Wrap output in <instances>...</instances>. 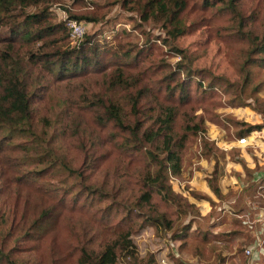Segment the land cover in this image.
I'll list each match as a JSON object with an SVG mask.
<instances>
[{"label": "trees", "instance_id": "trees-1", "mask_svg": "<svg viewBox=\"0 0 264 264\" xmlns=\"http://www.w3.org/2000/svg\"><path fill=\"white\" fill-rule=\"evenodd\" d=\"M49 1L0 0V29L7 31L6 35H0V43H4L0 50V167L5 177L0 193L5 195L3 202L9 222L6 230L0 232V264L8 262V253L15 249L12 247L5 252L6 243L14 241L19 234L24 241H41L62 217V210L72 207H64L67 196L72 193L77 197L72 188L58 186L50 188L59 190L58 201L45 204L47 194L42 188L45 185L36 184L37 192L36 189L33 192L29 188L34 184L33 179L22 170L30 160L37 165L45 164L34 171L38 175L51 169L62 176L66 174L65 180L77 179L83 188L90 187L87 183L92 178L97 180L98 169L105 171L102 176H114L111 181L105 177L102 187L93 188L97 189L99 201L111 199V203L102 204L99 209L100 228L90 226L83 231V239L75 243H71L68 236L69 242L55 246L58 256L53 264H119V257L124 256L131 259L129 264H155L152 255L147 259L138 256L131 234L148 225L173 230V217L187 220L173 231V239L184 240L188 233L194 234L190 230L191 212L198 208L173 190L169 180L181 174V152L186 141L205 132L204 120L194 113L195 104L199 102L201 107L203 101L206 102L203 109L210 114V108L248 103L243 94L246 84L252 80L251 67L264 68V0H116L123 9L136 11L142 21L160 22L166 35L163 41L168 43L171 38L191 32L195 25L202 23L201 19H205L208 38H215L227 47L225 55L238 74L235 80L209 71L203 76V70L192 69L193 57L187 54H184L186 60L177 63V70L172 71L165 63H146L141 52L135 49L111 46L107 42L101 45L89 37L70 47L64 22H52L47 5L34 12L28 11L31 6ZM195 2H199L198 9L209 11L206 18H200ZM60 41L65 43V48ZM22 49L33 54L26 59ZM132 53H135L133 57ZM109 57L120 62L112 67L107 61ZM132 59L134 62H130ZM38 63L42 64L44 73L34 76L33 68ZM199 74L202 77L195 78ZM47 76L61 81L92 80L99 86L97 92L91 88L81 89L78 99L64 109L68 137L77 140L78 150L83 155V159L76 162L59 153L51 138H40L47 135L45 129L41 130V135L34 129L32 99L36 94L30 88L36 83V89L44 87ZM263 84L261 80L250 89L252 97ZM219 94L227 96L225 104ZM259 112L264 117V106ZM208 118L219 122L215 114L211 113ZM42 121L44 125L50 123L45 116ZM262 127L263 124L249 125L238 135ZM15 138L24 142L13 143ZM204 139L205 148H214L213 143ZM43 145L51 148L42 155L29 154ZM5 148L11 151L6 152ZM18 149L26 151V156H9ZM101 150L102 158L97 156ZM112 155L119 162H112L111 158L116 160ZM211 158L214 164L207 183L221 199L217 184L219 157L212 155ZM74 162L79 167H73ZM238 162L243 163L242 159ZM87 169L91 170L87 172ZM262 169L264 167L259 164L252 170L244 166L249 176ZM118 177H122L119 184L116 183ZM129 177L136 180L131 189ZM263 181L264 178L259 179ZM110 187L116 189L112 195L107 190ZM127 192L133 195H123ZM190 194L212 203L206 194L195 190H190ZM156 196L165 204L163 209L155 202ZM133 226H137V230ZM202 234L205 241L224 236L209 231ZM174 262L186 264L180 258H174Z\"/></svg>", "mask_w": 264, "mask_h": 264}, {"label": "rangeland", "instance_id": "rangeland-1", "mask_svg": "<svg viewBox=\"0 0 264 264\" xmlns=\"http://www.w3.org/2000/svg\"><path fill=\"white\" fill-rule=\"evenodd\" d=\"M45 5L48 6L47 8L53 19L52 22H64L68 35L69 28L66 25L68 20H76L85 26L84 34L80 38L73 39L70 36L68 37L67 40L70 47L79 45L86 39V37H89L91 40H94L101 45L104 42H107V44L111 46L117 45V47L120 46L123 49H135L136 52H141L142 59L146 63L151 65L165 63L172 71L177 70V63L186 60L184 54H187L188 56L193 57L191 63L192 69L203 70V76L207 75V71H209L212 74L230 78L231 80L238 78L234 65L230 64L225 55L227 51L226 45L221 41H217L215 38H208L207 30L209 27L207 25L208 22L205 21V19H201L202 23L195 25L191 32L183 34L177 38H171V43H168L163 41L166 38V35L160 22H155L153 19L142 21L139 19L136 11L123 9L116 0H50L49 2H41L37 6H31L28 8V11L34 12L38 9L44 8ZM194 6L198 15H200V18L203 16L206 18L208 16L209 11L198 9L199 2H195ZM87 18L92 20L90 21V19ZM6 34L7 31H5V28L0 29V35L3 36ZM60 44L62 45V48H65V43L63 41H60ZM3 45L4 43H0V50L3 48ZM22 51L25 52V49H22ZM35 51L37 52L38 50L36 49L34 52ZM31 53L33 54V52ZM31 53L25 52L23 54L22 52L21 55L23 54L27 59ZM133 55H135V53H132V57ZM107 61L112 67L120 62L111 57H109ZM130 62H134V59L130 60ZM251 70L252 80L249 84H246L245 92L243 94L245 100L248 102L246 105L230 106L225 104L227 96L225 94H219L222 103L225 105L219 106L214 110L209 107L210 112L218 116V123L211 121L208 118L211 113L207 114L203 109L207 104L206 102L203 101L201 107L198 105L201 104L199 102L194 105V113L204 120L205 132L198 133L186 141L185 148L181 152L184 163L182 167L184 169L188 170L189 167H197L193 164L192 160L196 155L203 157L206 156L207 158L214 155V157H219V170L221 173L223 172V166L221 163L223 158L228 156L232 161H240V159H242L240 152L241 149L244 154L251 156L255 161L260 160V164H263L261 165V168L264 167V127L260 130H253L249 134L238 135L241 130H245L249 125H264V117H262L259 112V109L264 106V84L261 86L259 92L254 94V97L250 94V89L259 81L264 80V68L252 66ZM39 73H44V68L41 63H38V65L33 68L34 76ZM181 76H183V74H181ZM198 77H202V74L195 75V78ZM43 84L45 86L40 87L39 89H36L38 83L30 88L31 91L36 94L32 99L35 120L34 129L36 130V133L40 134L41 130L45 129L47 135L40 134L42 140L51 138L54 145L59 148V153L66 154L69 159L74 160L75 162L79 159H83L82 153L78 150L77 140L68 137L67 118L64 114V109L78 99L79 94H82L81 89L91 88L97 92L99 86L92 82V80L81 81L65 79L61 81L53 76H47ZM44 116L47 117V122H50L48 125H44L42 121V117ZM107 131L108 130H105V132ZM242 137L246 138V143L239 145L238 140ZM202 139L208 143H213V147L217 150H214V148H205ZM17 142L23 143L24 141L20 138H15L13 143ZM27 145L30 146V143H27ZM42 147L43 148H37L36 152L32 150L29 151V154L36 153L37 155H42L47 151V148H51V146L47 145H43ZM237 147L241 149H238ZM5 149L6 152L11 151L9 148ZM101 153L102 150L98 152L99 155L97 156L102 158L100 155ZM25 154L26 151L18 149L9 156H26ZM112 157L115 156L112 155ZM115 158L116 160L111 158L112 162H119L118 158ZM123 160L124 159L121 161ZM75 162L73 167H79ZM213 162H211V166ZM44 165L45 164L37 165L33 160H30L26 166L22 167V170L27 171L28 177L33 179L32 184H34L29 186L33 192H35V189L37 192L36 184L43 183L45 185V187H42L47 194L44 199L45 204L50 205L58 201L57 195L59 190L50 189L57 188L58 186L72 188L71 190L76 192L77 197L74 198L72 193L67 196L64 207H69L71 205L72 207L70 210L67 208L62 210L60 214L62 217L59 218L54 227L46 233L41 241H24L19 234L14 241L6 243V247L4 248L5 252L12 247L15 249L8 253L9 261L2 264H53L54 258L58 256L55 253V246H60L59 243L62 242H69V239L71 243L83 239V231L90 226L99 229L100 224L102 223L98 218L100 215L99 209L102 208V204L111 203V199L99 201L100 197L95 193L97 192V189L93 188L102 187V181L105 177H108V181H111L114 176H102V174H105V171L98 169L95 174L97 180L90 177L92 180L87 183L90 184V187L83 188L78 185L79 183L76 182L77 179L69 178V180H65L64 178L67 177L66 174H64L65 176H62L53 172L54 170L51 169H48V171L46 170L40 175L34 172ZM89 170L87 169V172ZM210 172L211 171L208 169L206 175L208 176ZM230 172L234 175L233 169ZM259 172H261V170H259L258 173ZM3 178L5 177L2 176L0 167V187L3 185ZM61 179H64L65 181L62 182L60 181ZM121 179L122 177H118L116 183L119 184ZM129 179L131 181L129 188L131 189L134 187V182L136 180L135 177H129ZM178 180V176L170 177L169 180L171 187L176 192H178ZM261 183L263 184L261 189H263L262 192L264 195V181ZM12 187H14V184H12ZM179 188L182 189L181 186ZM78 189L83 190L79 193L77 192ZM107 190L109 194L112 195L116 189L110 187L107 188ZM123 195L129 197V195L133 194L127 192ZM4 197L5 195L0 193V232H4L3 230H6L9 224L7 221V206H5L3 202ZM261 199L264 201V198ZM154 200L157 205L161 206L163 209L162 206H165V204L162 203L157 196ZM229 210L232 212L231 209ZM221 211L222 214L225 212L223 210L219 211L212 205L211 210L206 216H203L200 213L199 208L198 210L196 209V212L193 210V212H191L192 221L190 223V230L194 232V234L188 233L184 240L172 238L173 231L177 230L182 223H187V220L181 217H173V230L170 231H166L163 228L155 229L150 225L139 229L131 234V238L137 248L138 256L147 259L148 256L152 255L155 263L156 258L165 254L168 259L173 262L174 258H180V260L186 264H244V259L240 258L236 252L233 255H230L235 248L238 249V242L237 244L235 242L223 244L221 241H218L219 239L212 240L209 238V240L205 241L201 237L203 231L212 232L211 230L216 225H222L223 227V223L228 224L227 216L221 218L218 217L219 215H217V213H220ZM231 212L229 214L230 217H232ZM214 213H216L215 216ZM234 213L240 215L242 210H238L237 212L234 211ZM245 216L247 217L248 215ZM210 220H213L212 223ZM189 222L190 221H188V223ZM225 226L223 228H225ZM133 229L137 230V226H133ZM52 235L55 237V240ZM239 249H241V247H239ZM176 255L177 257H175ZM129 261H131L129 257H119V264H129Z\"/></svg>", "mask_w": 264, "mask_h": 264}, {"label": "crops", "instance_id": "crops-1", "mask_svg": "<svg viewBox=\"0 0 264 264\" xmlns=\"http://www.w3.org/2000/svg\"><path fill=\"white\" fill-rule=\"evenodd\" d=\"M240 152L243 163L236 160L232 161L228 156L224 157L221 161L223 172L220 173L217 180L222 195L221 199L212 192L207 183V177L210 176L211 172L208 176L206 173L208 169L212 170L214 164V159L212 158V160L211 157L207 158L196 155L192 160L193 164L197 167H189L188 170L181 167L177 191L187 197L190 202H193L203 216H206L211 210V205L215 206L219 211H225L223 214L221 211L217 215H219V218L227 216L228 224L223 223V227L226 225L225 228L222 225H216L211 230L215 234H224L222 238L217 240L223 244L230 242L237 244L238 242V249L235 248L230 255L236 252L240 258H244V264H264V201L261 199L264 198V195L263 189H259L261 185L259 179L264 178V170H261L259 173L258 171L251 172L250 176L244 170V166L252 170L256 164L260 166L263 164H260V160L255 161L251 156L244 154L242 149ZM211 162H213L212 166ZM182 165H184L183 156ZM232 169L235 172H233L234 175L230 172ZM180 186L182 189L179 188ZM190 190L208 195L212 203L206 199L192 197ZM238 210H242L240 215L234 213V211L237 212ZM230 212L232 217H236H230ZM215 215L216 213H214ZM245 215L248 216L246 217ZM210 221L212 223L213 220ZM246 250H250V254H246ZM242 254L244 255L242 256Z\"/></svg>", "mask_w": 264, "mask_h": 264}, {"label": "built area", "instance_id": "built-area-1", "mask_svg": "<svg viewBox=\"0 0 264 264\" xmlns=\"http://www.w3.org/2000/svg\"><path fill=\"white\" fill-rule=\"evenodd\" d=\"M66 25L69 28V36L73 39H78L80 38L85 31V26L76 20H68L66 22ZM246 143V138L242 137L238 140L239 145H243ZM263 184L259 186V189L262 188ZM246 254H250V250H246ZM177 257V255L175 256ZM155 264H176L172 260L168 259V257L165 254L160 255L158 258H156V263Z\"/></svg>", "mask_w": 264, "mask_h": 264}]
</instances>
